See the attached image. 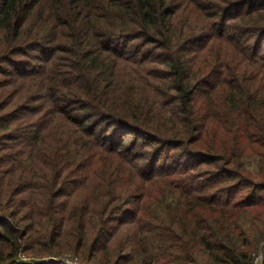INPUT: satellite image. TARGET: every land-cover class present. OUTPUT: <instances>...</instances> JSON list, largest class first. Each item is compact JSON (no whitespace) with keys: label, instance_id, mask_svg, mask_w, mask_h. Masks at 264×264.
<instances>
[{"label":"trees","instance_id":"trees-1","mask_svg":"<svg viewBox=\"0 0 264 264\" xmlns=\"http://www.w3.org/2000/svg\"><path fill=\"white\" fill-rule=\"evenodd\" d=\"M262 42L264 0H0V90L15 87L0 110L39 114L0 117V264L62 249L131 264L166 236L171 262L241 256L226 245L239 226L222 232L264 220Z\"/></svg>","mask_w":264,"mask_h":264},{"label":"rangeland","instance_id":"rangeland-1","mask_svg":"<svg viewBox=\"0 0 264 264\" xmlns=\"http://www.w3.org/2000/svg\"><path fill=\"white\" fill-rule=\"evenodd\" d=\"M262 50H264V42H262ZM15 59H19V58H15ZM26 60L28 62V66L32 68L43 63V61H38V60H32V59H26ZM7 66H8L7 64L1 63L0 70H2V68L6 69ZM9 80L10 79L8 76L2 73L0 74V84L7 83ZM14 89L15 87L12 84H9L4 88H1L0 93H2V98L5 97L7 93L15 91ZM31 91L32 90L27 89V90H24L22 93H25L27 96L31 93ZM13 99H14L13 102L18 100L16 96H13ZM0 102H1V99H0ZM35 105H36V102L31 104L29 101L28 102L23 101L22 104L18 106H16V104H11V103L5 104L4 106L1 107L0 117L4 116V117H7L8 119L10 117L15 119L13 123L8 122V125H10L9 129L13 130L14 127L23 125L24 123L35 120L38 117L39 114H35V112H33L35 110L34 109ZM20 107H23L24 109ZM1 130L2 128L0 127V131ZM3 143L4 142L0 141V145H2ZM5 153H9V152L4 149L0 152V159L2 157L3 161H5V157L8 156V154H5ZM244 162H246L245 166L247 169H249L252 172H255L256 158L249 157V156L244 157ZM4 165H5V162L2 165V168L5 167ZM225 195L226 194H222V196L224 197ZM229 195L233 196V198L235 199L237 198L239 199V197H246L243 193V189L242 191L241 189H239V190H236V192H231ZM258 195L264 197V190L259 192ZM64 197L65 195H62L60 196L59 199H62ZM168 202L173 203L174 200L168 199ZM156 209H159L161 213L159 217H164L167 213V210L163 209V207L161 208L160 204L156 207ZM260 209L264 210V207ZM150 211L151 212L148 214L149 218H151L154 212L152 210ZM252 213H255V212H252ZM251 215H254V214L247 215V214L242 213L240 215L241 218H239L236 222H232L230 226L226 227L224 231L222 232V234L227 233V232L230 233L233 230L232 229L233 225L237 224L239 226L240 229L235 231L233 235H230L232 245L230 243L226 245L228 247H231V249L235 250L236 253H240L241 256H239L238 258H235L234 260L228 261V258L225 256L226 252L224 248L219 247V244H215L214 246L215 249L213 250L211 249L210 255L212 256L207 254V257L211 263L213 264H249V259H252L250 261V264H264V220L260 218L252 217ZM168 237L169 236L161 237L159 240L158 239L149 240L148 241L149 245L146 244L148 246L145 249H147L148 253L150 254H145L144 256L140 255L141 249L137 245V247L133 248V250L131 251V259H132L131 264H148V263H151V264H183L182 260H180V258L183 257L182 249L177 252L176 255L178 258L174 262H171L166 255L162 254L159 251V247ZM116 243L117 244L119 243L118 239L116 240L114 238L113 240H111L110 242L111 248L112 246L117 245ZM98 246L99 245L95 247L94 251L98 250ZM135 249L137 250L138 254L133 253ZM61 251H65V252L60 253L59 255H56V256H50V257L43 256L40 258L21 254L20 258L25 264H33V263L35 264H94L92 261L81 259L80 255H76L70 252L68 249H62ZM154 251H159L160 256H158L157 258L147 256V255H151V253ZM248 251H249L250 256H248ZM245 253H247L248 259H246V256H243L245 255ZM214 255L216 256L214 257ZM68 259L70 260L68 261L69 263L66 262ZM141 259H143L144 261L143 263L140 262ZM125 264H130V263L127 262Z\"/></svg>","mask_w":264,"mask_h":264},{"label":"built area","instance_id":"built-area-1","mask_svg":"<svg viewBox=\"0 0 264 264\" xmlns=\"http://www.w3.org/2000/svg\"><path fill=\"white\" fill-rule=\"evenodd\" d=\"M68 261H70L69 259L66 261V262H68ZM69 263V262H68Z\"/></svg>","mask_w":264,"mask_h":264}]
</instances>
